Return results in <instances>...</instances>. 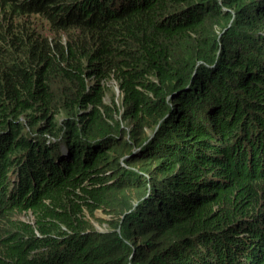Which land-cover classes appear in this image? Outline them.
Segmentation results:
<instances>
[{
	"label": "clouds",
	"instance_id": "obj_1",
	"mask_svg": "<svg viewBox=\"0 0 264 264\" xmlns=\"http://www.w3.org/2000/svg\"><path fill=\"white\" fill-rule=\"evenodd\" d=\"M146 1L19 0L50 22L32 38L0 9V264H264V185L247 182L264 127L235 128L253 102L219 63L235 11L213 61L148 66Z\"/></svg>",
	"mask_w": 264,
	"mask_h": 264
},
{
	"label": "trees",
	"instance_id": "obj_2",
	"mask_svg": "<svg viewBox=\"0 0 264 264\" xmlns=\"http://www.w3.org/2000/svg\"><path fill=\"white\" fill-rule=\"evenodd\" d=\"M182 2L186 3L184 8L173 13L171 19L164 17L175 4ZM18 3L19 0H0L4 16L26 11ZM190 4L202 14L197 19L184 20L182 16L190 10ZM232 11L237 14L232 22L239 27H229L234 34L232 37L236 36L237 40L231 42L230 34L228 44L231 48L237 46L238 51L227 48L219 63L221 66H233V73L240 81V90L253 102L250 113L235 122L238 131L248 134L264 127V49L259 56L251 53L257 40L251 33L264 27V0H147L145 7L133 17L149 33L148 66H194L199 60H214L212 42H216V28H222L231 21ZM204 33L209 38L208 44ZM89 36L102 42L106 39L100 30H92ZM247 182L264 185V179L247 178ZM8 209L7 205L0 217L11 214ZM4 234L5 230L0 229V237ZM6 242L0 240V254L6 250Z\"/></svg>",
	"mask_w": 264,
	"mask_h": 264
},
{
	"label": "flooded vegetation",
	"instance_id": "obj_3",
	"mask_svg": "<svg viewBox=\"0 0 264 264\" xmlns=\"http://www.w3.org/2000/svg\"><path fill=\"white\" fill-rule=\"evenodd\" d=\"M7 22V30H10L13 34L20 35L26 33V38H32V35H40L45 28H48L50 22L48 19H42L40 17H33L30 15L11 13L10 15L2 16Z\"/></svg>",
	"mask_w": 264,
	"mask_h": 264
},
{
	"label": "rangeland",
	"instance_id": "obj_4",
	"mask_svg": "<svg viewBox=\"0 0 264 264\" xmlns=\"http://www.w3.org/2000/svg\"><path fill=\"white\" fill-rule=\"evenodd\" d=\"M233 15H237L236 12H233ZM230 25L234 26V27H239L238 25L234 24V22H231ZM251 35L257 38V40H255V42L253 43L255 49L252 50L251 53L253 55H255V56H259L260 53L263 52L262 49H264V27H262V28H260V29H258L256 31H253L251 33ZM236 48H237V46H234L232 48L230 47V49L232 51H234ZM222 50H223L222 45H219V47H218V57L222 54ZM231 58H232V53H231ZM110 84H111V81H107L106 82V85H110ZM110 96H111V91L108 90L107 93H106V96H105V100L108 101L110 99ZM98 215L99 216H104L103 213H101V212H99ZM16 218L28 219L29 216L27 214H24V215H21V216H16Z\"/></svg>",
	"mask_w": 264,
	"mask_h": 264
}]
</instances>
